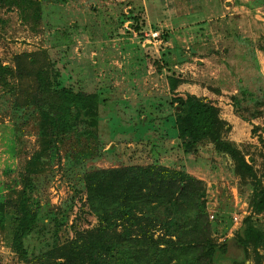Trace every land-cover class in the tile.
I'll return each mask as SVG.
<instances>
[{"label": "rangeland", "instance_id": "obj_1", "mask_svg": "<svg viewBox=\"0 0 264 264\" xmlns=\"http://www.w3.org/2000/svg\"><path fill=\"white\" fill-rule=\"evenodd\" d=\"M29 55L41 70L34 77ZM0 66L11 69L6 82L17 90L14 96L0 84V264H42L55 243L73 237V220L80 230L97 222L82 206L84 174L136 165L201 181L213 242L228 243L227 259L216 261L264 264V245L245 252L236 243L246 221L264 233V212L252 206L255 188L264 186V0H0ZM173 75L174 92L167 81ZM36 79L96 94V125L55 135L20 105ZM189 96L218 110L222 140L255 177L241 178L210 141L184 152L174 121ZM28 180L30 209L65 226L55 237L54 223L39 222L45 240L29 245L26 263L12 251L10 234L14 202ZM171 212L148 217L161 225Z\"/></svg>", "mask_w": 264, "mask_h": 264}, {"label": "trees", "instance_id": "obj_2", "mask_svg": "<svg viewBox=\"0 0 264 264\" xmlns=\"http://www.w3.org/2000/svg\"><path fill=\"white\" fill-rule=\"evenodd\" d=\"M132 19L136 23L134 29L140 30L137 18ZM27 57L32 64L28 75L34 77L41 70H35L40 69L34 67L35 55ZM11 74L10 68L0 66L1 89L8 88L6 90L15 96L17 90L6 82ZM167 81L170 91L174 92L178 79L173 75L168 76ZM36 82L39 83L36 89L30 91L20 105L50 124L55 135L72 134L81 124L96 125V94L76 92L58 82L51 85L40 83L38 79ZM178 111L174 128L184 152L200 142L210 141L218 152L232 158L241 178L255 177L252 167L239 152L222 140V122L213 105L189 96ZM256 184L259 187L260 181ZM84 189L82 206L97 222L80 230L77 220H73L70 227L73 237L55 243L44 253L42 264H223L216 261L217 257L227 259L228 243L217 245L212 239L211 223L201 202L205 196L204 184L183 172L156 165L94 170L84 174ZM32 190L33 185L28 180L14 202L18 216L13 219L10 234L12 251L17 260L26 263L31 254L29 245L45 240L39 222L42 228L46 226L45 219L48 224L54 223L55 237L65 226L56 215L39 214L30 209ZM252 203L255 213L264 212V186L259 191L255 188ZM170 208L175 212L169 213L161 225L156 217H148L149 213L161 209L170 212ZM2 209L0 205V215ZM156 230L164 233L155 236ZM236 240L245 252L249 245L256 251L264 245V233L246 221Z\"/></svg>", "mask_w": 264, "mask_h": 264}, {"label": "built area", "instance_id": "obj_3", "mask_svg": "<svg viewBox=\"0 0 264 264\" xmlns=\"http://www.w3.org/2000/svg\"><path fill=\"white\" fill-rule=\"evenodd\" d=\"M158 33L157 32H154V33H151V37L155 40L156 38H158ZM235 221H237V218H234Z\"/></svg>", "mask_w": 264, "mask_h": 264}]
</instances>
